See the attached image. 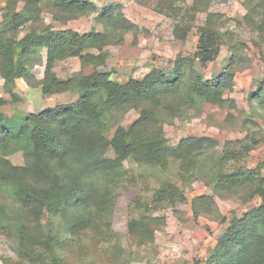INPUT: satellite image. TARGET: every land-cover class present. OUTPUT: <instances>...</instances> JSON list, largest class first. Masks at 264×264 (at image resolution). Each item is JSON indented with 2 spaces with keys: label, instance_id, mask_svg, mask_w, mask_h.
<instances>
[{
  "label": "trees",
  "instance_id": "obj_1",
  "mask_svg": "<svg viewBox=\"0 0 264 264\" xmlns=\"http://www.w3.org/2000/svg\"><path fill=\"white\" fill-rule=\"evenodd\" d=\"M211 1L181 6V0H158V10L179 20L173 28L177 39L185 40L196 28V50L192 56L178 53L168 73L154 67L141 79L117 82L111 70L99 67L108 56L105 46L122 44L125 34L137 29L120 4L100 8L78 0H44L42 5L41 0H5L0 9L3 91L12 100L20 99L14 89L22 78L44 95L77 93L72 102L38 113L15 112L9 118L2 110L6 99L0 96V235L13 240L14 264H68L108 237L117 240L109 218L118 190L135 183L134 173L156 177L149 200L156 208L175 209L196 180L212 195L192 198L195 215L215 206L213 196L241 202L260 198L240 217L232 216L208 257L193 264H264V161L246 165L249 152L262 141L253 132H261L256 122L248 117L246 134L234 140L185 136L170 144L164 132V124L201 120L205 105L224 106V92L232 91L235 73L252 64L246 42L227 26L222 13L210 10ZM245 6V25L263 33L264 0H247ZM43 9L69 17L96 13L102 30L55 29L42 22ZM63 17L54 14L53 19ZM221 46L229 56L220 71L206 79L196 64L215 60ZM69 57L79 59L80 69L65 78L56 76L53 66ZM43 63V75L36 78L31 69ZM86 67L90 70L83 72ZM249 100L264 110V78ZM130 109L139 111L138 118L128 127L119 125ZM18 151L22 165L6 157ZM163 224V216L140 215L128 221L126 231L131 241L144 247ZM111 247V258L127 264L121 246Z\"/></svg>",
  "mask_w": 264,
  "mask_h": 264
},
{
  "label": "rangeland",
  "instance_id": "obj_2",
  "mask_svg": "<svg viewBox=\"0 0 264 264\" xmlns=\"http://www.w3.org/2000/svg\"><path fill=\"white\" fill-rule=\"evenodd\" d=\"M92 3L97 7H105L109 3H118L122 7L124 15L134 23L136 30L125 34L122 44L108 45L105 49L108 56L104 65L99 70H111L112 77L117 82H123L127 78L141 79L154 67L163 69L168 73L173 68L172 59L181 53L184 56H192L196 50L197 32L193 28L185 40L177 39L173 33L175 22L164 11L158 10V0H78ZM193 0H181V6H190ZM44 0H41L42 5ZM247 0H212L210 10L223 14L227 26L233 28L246 42V53L251 57L252 64L248 69L238 71L234 77L232 91H225L224 98L227 102L224 106L205 105L201 120L184 122L183 124H164V132L170 144H176L185 136H210L224 140H234L246 134L245 125L247 118H252L261 132L256 128L253 132L262 141L258 147L251 150L246 158V165L254 167L258 162L264 161V110L257 101H250L251 92L257 90L264 78V30L249 29L243 20L246 13ZM5 0H0V9ZM22 6V1L17 3V9ZM56 16L65 19L55 20ZM65 14V15H64ZM72 14V13H71ZM96 13L69 17V13L47 11L43 9L40 14L44 24H50L55 29H72L79 33L90 30H102V25L96 21ZM203 14L199 15L201 22ZM1 19V10H0ZM197 22V24H198ZM29 24V22L27 23ZM264 29V28H263ZM24 32V31H22ZM20 33L19 35H21ZM97 53V50L92 49ZM46 51L42 50L45 61ZM229 52L226 46H221L218 56L212 62L204 65L196 64V68L206 79L220 71L228 58ZM80 69L79 59L69 57L57 62L53 66L56 76L65 78L72 72ZM44 63L35 65L31 71L36 78L43 75ZM90 67L83 69L88 72ZM3 79L0 78V96L6 99L2 110L6 117L18 113H38L48 107L72 102L77 99L75 92H62L53 95H44L39 86H31L22 78L16 80L15 91L20 99L12 100L2 89ZM230 100L233 101L232 106ZM260 116H251L257 112ZM139 115V111L130 109L123 113L117 121L119 125L128 127ZM107 155H112L109 152ZM15 165L23 164L20 151L6 156ZM132 168V162H125ZM134 167V166H133ZM135 175V183H126L116 194L112 214L109 218V228L117 233L116 237H108L106 241L98 244L94 250L88 251L83 257L75 256L68 264H120L111 258V244L121 246L124 251L123 260L127 264H193L195 260H205L210 250L215 246L218 237L229 225L232 216L240 217L245 211L260 203V198H254L249 202H241L235 197L221 198L213 196L215 206L209 212L194 213L192 198L199 194L212 195L210 188L201 180L192 182L185 192V201L178 202L173 207H154L149 200L157 186V179L150 174ZM140 215L163 216L164 224L154 234V240L147 246H137L127 235L126 226L129 220ZM223 221V222H222ZM108 231H106V234ZM106 238V237H105ZM17 256L13 251V240L0 235V264H14ZM77 261V262H76Z\"/></svg>",
  "mask_w": 264,
  "mask_h": 264
}]
</instances>
